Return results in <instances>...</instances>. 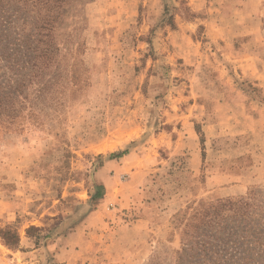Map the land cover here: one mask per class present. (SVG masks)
<instances>
[{
    "label": "rangeland",
    "instance_id": "obj_1",
    "mask_svg": "<svg viewBox=\"0 0 264 264\" xmlns=\"http://www.w3.org/2000/svg\"><path fill=\"white\" fill-rule=\"evenodd\" d=\"M15 15L0 0V24ZM263 16L264 0L76 4V91L0 129V229L19 238L0 264H176L198 203L264 207Z\"/></svg>",
    "mask_w": 264,
    "mask_h": 264
},
{
    "label": "trees",
    "instance_id": "obj_2",
    "mask_svg": "<svg viewBox=\"0 0 264 264\" xmlns=\"http://www.w3.org/2000/svg\"><path fill=\"white\" fill-rule=\"evenodd\" d=\"M86 1L2 0L16 15L0 24V129L29 119L41 124L47 105L56 111L66 90L76 91L83 67L69 48L66 18ZM261 23L264 30V16ZM100 195L97 190L92 198ZM31 231L39 228H26L28 236ZM182 234L176 264H264V207L253 196L198 203ZM0 238L9 248L19 241L10 226L0 229Z\"/></svg>",
    "mask_w": 264,
    "mask_h": 264
},
{
    "label": "crops",
    "instance_id": "obj_3",
    "mask_svg": "<svg viewBox=\"0 0 264 264\" xmlns=\"http://www.w3.org/2000/svg\"><path fill=\"white\" fill-rule=\"evenodd\" d=\"M62 253H63V251L61 250V254H59V255L57 254V256L62 258Z\"/></svg>",
    "mask_w": 264,
    "mask_h": 264
}]
</instances>
